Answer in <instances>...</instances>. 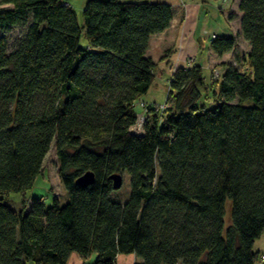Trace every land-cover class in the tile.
Instances as JSON below:
<instances>
[{
  "label": "trees",
  "instance_id": "obj_1",
  "mask_svg": "<svg viewBox=\"0 0 264 264\" xmlns=\"http://www.w3.org/2000/svg\"><path fill=\"white\" fill-rule=\"evenodd\" d=\"M0 6V264H66L72 253L95 254L84 264L264 260L253 248L264 232V0L237 2L247 68L222 62L209 80L198 64L176 68L164 110L141 105L140 132L134 105L155 78L147 49L170 3L86 0L81 26L64 0ZM236 43L214 35L209 48L221 56ZM52 143L67 201L13 209L3 196L32 187ZM85 171L94 180L80 186ZM114 173L128 177L125 198Z\"/></svg>",
  "mask_w": 264,
  "mask_h": 264
},
{
  "label": "crops",
  "instance_id": "obj_2",
  "mask_svg": "<svg viewBox=\"0 0 264 264\" xmlns=\"http://www.w3.org/2000/svg\"><path fill=\"white\" fill-rule=\"evenodd\" d=\"M170 3L174 8V16L170 25L162 32L151 36H157L161 43L168 46L163 53L164 60L158 63L159 73L168 81L171 73L178 67H186L191 64L201 66L204 76L208 79L211 70L220 69L222 62H228L235 56V48L221 56L213 53L209 48L210 39L202 43L196 36V30L200 27L207 28V23L213 21L216 30L214 35L236 36L239 31V18L241 13L237 9L238 0H159ZM211 1V2H210ZM209 15V16H208ZM212 25V24H211ZM202 28V29H203ZM150 38V40H151ZM237 44V43H236ZM148 50V49H147ZM148 54V53H147ZM200 56V59H198ZM151 57V56H150ZM190 60V62H188ZM93 257L82 260L76 253H72L66 264L91 263ZM136 258L134 255H119L117 264H132ZM32 264V263H28Z\"/></svg>",
  "mask_w": 264,
  "mask_h": 264
},
{
  "label": "rangeland",
  "instance_id": "obj_3",
  "mask_svg": "<svg viewBox=\"0 0 264 264\" xmlns=\"http://www.w3.org/2000/svg\"><path fill=\"white\" fill-rule=\"evenodd\" d=\"M219 1L220 0H216L215 2L217 3ZM64 2L75 11L77 22L81 26L82 9L86 0H64ZM2 7L3 6H0V9ZM213 25L214 23L211 20L207 23V28L200 27L199 25L198 29L196 30V34H197L196 36L200 38V41L202 43L206 44L207 40L210 39V35L213 32H215L216 30H221V29H216V27ZM22 31H23L22 28L15 27L12 28L10 32L7 33V36L9 40L12 42L21 35ZM236 40H237V44L234 53L235 56H233V58L229 60V62L230 61L233 62V60L235 59L237 61V64H239V66L242 69H246L247 66L243 62L242 57L245 55L246 51L248 50V45L243 40V38L238 34V32L236 34ZM79 43L82 46L86 44L83 31L80 35ZM167 46L168 45L166 43H161V40L157 38V36H153L149 41L147 53L156 63V66L154 68L155 78H154V82L149 87L147 92L143 94L136 101L134 105V111L137 113V122L134 125L135 129L139 128V123H141L142 126V122L144 120L145 115H144L143 106L141 108L143 102L144 105L148 104V105L156 106V108L159 109V111L161 112L164 110L162 106H165V98L167 94L168 82L165 80L164 75H161L159 73L158 63L164 60L163 53L168 52L170 50L169 48L167 51L164 50ZM198 59H200V56H198ZM188 62H190V60ZM214 69L215 67L212 68V70ZM218 74L219 73L216 72L214 74L213 72L212 78L218 77ZM209 106H214V105L210 103ZM127 192H128V177L126 174H123L121 186L113 194L116 197L122 199L127 196ZM32 197L42 198L46 206L52 204L53 197L57 198L59 205H63L68 199L67 191L64 189L58 175V161L55 154L53 143L51 144L50 149L48 150L47 154L44 157L41 171L36 176L32 187L26 190L24 194L11 192L8 195L3 196V201L13 209L18 210L21 206V201L23 198L29 200ZM253 248L254 250L258 251L260 254H264V232H262L261 235L254 240ZM92 257L94 258L95 254H92ZM262 262H264V260H259L255 264H261Z\"/></svg>",
  "mask_w": 264,
  "mask_h": 264
},
{
  "label": "water",
  "instance_id": "obj_4",
  "mask_svg": "<svg viewBox=\"0 0 264 264\" xmlns=\"http://www.w3.org/2000/svg\"><path fill=\"white\" fill-rule=\"evenodd\" d=\"M112 181V187L118 189L122 183V176L119 173H114L109 176ZM94 180L93 173L91 171H85L75 179V183L80 186H86L92 183Z\"/></svg>",
  "mask_w": 264,
  "mask_h": 264
},
{
  "label": "built area",
  "instance_id": "obj_5",
  "mask_svg": "<svg viewBox=\"0 0 264 264\" xmlns=\"http://www.w3.org/2000/svg\"><path fill=\"white\" fill-rule=\"evenodd\" d=\"M212 37H214V34H211V35H210V38H212ZM213 72H214V74H215V72H216V73H219V71H218V70H215V69L213 70ZM213 72H212V74H213ZM162 107L164 108V106H162ZM162 107H161V109H162ZM139 128H140V129H139ZM139 128H136V129H135V128L133 127V130H135L136 132H140V131H141V128H142L141 123H139Z\"/></svg>",
  "mask_w": 264,
  "mask_h": 264
}]
</instances>
